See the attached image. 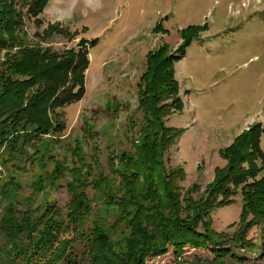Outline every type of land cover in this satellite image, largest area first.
Segmentation results:
<instances>
[{
	"label": "rangeland",
	"instance_id": "obj_1",
	"mask_svg": "<svg viewBox=\"0 0 264 264\" xmlns=\"http://www.w3.org/2000/svg\"><path fill=\"white\" fill-rule=\"evenodd\" d=\"M16 1L24 14L19 45L1 50L0 64L26 45L58 55L76 50V59L82 50L90 63L83 98L60 109L63 131L42 142L34 139L27 145L28 155L17 152L12 158L0 150L4 184L0 218L11 207L23 217L27 208L42 213L46 203L63 208L69 204L67 184L75 177L70 173L58 181L49 177L52 161L43 168L29 159L37 145L41 154L55 155L89 173L78 179L80 190L92 200L95 211L103 209L106 194L98 192L93 181L102 171L110 173V156L118 163L122 152L132 150L138 139L143 117L140 88L148 55L160 49L165 50L164 57L178 53L189 43L182 29L200 26L205 29L188 34L192 37L187 54L175 64L184 108L173 111L167 124L183 132L165 153V163L171 170L186 172V180H178L184 188H179L182 199L191 192L195 200H207L200 228L209 224L219 234L215 240L242 237L246 244L236 250L241 253L237 255L250 264H264V214L258 220L250 211L242 216V186H230L237 193L229 205L221 206L222 181L217 177L219 171L227 173L231 163L222 150L253 125L262 126L264 150V0H49L42 11L37 8L33 13V1ZM245 152L251 163H242L241 170L250 172L255 166V177H262L264 160L249 144ZM114 219L111 215L107 221ZM211 249L208 244L179 253L170 246L147 264H210L215 258Z\"/></svg>",
	"mask_w": 264,
	"mask_h": 264
},
{
	"label": "trees",
	"instance_id": "obj_2",
	"mask_svg": "<svg viewBox=\"0 0 264 264\" xmlns=\"http://www.w3.org/2000/svg\"><path fill=\"white\" fill-rule=\"evenodd\" d=\"M30 1L34 2L30 9L33 13L37 8L42 11L49 0ZM23 15L16 0H0V51L19 45ZM203 29H182L188 45L192 37L188 34ZM188 45H182L173 55L164 57V49L148 55L140 88L139 110L143 117L138 139L132 150L122 152L118 163L110 156V173L102 171L93 181L97 191L106 194L103 209L95 211L92 200L80 190L78 179L89 173L79 166L66 165L55 155L41 154L38 145L34 146L35 153L29 159H36L43 168L52 161L49 177L58 181L73 174L74 180L67 184L71 200L66 208L46 203L42 213L41 209L27 208L21 212L23 217H18L15 207L7 209L0 218V264H147L151 256L167 253L170 246L182 253L186 247L204 249L208 244L215 256L210 264H250L247 258L237 255L241 253L236 250L246 244L242 237L215 240L218 232L209 224L203 222L200 228L202 218H206L207 200H195L191 192L182 199L179 188H184L178 180L185 181L186 172L171 170L165 163V153L183 132L169 126L167 119L173 111L184 108L178 95L181 84L175 64L187 54ZM76 54V50L52 54L40 46L26 45L0 64L3 154L8 151L12 158L17 152L28 155L27 145L34 139L42 142L46 136L63 131L60 109L83 98L85 71L90 63L87 52L79 50L78 59ZM262 135L260 124L239 135L234 144L222 150L231 161L229 171L217 173L222 181L220 205L233 201L237 189L230 191V186H242V216L250 211L257 220L264 216V174L255 177V166L247 172L241 170V164L251 163L244 158L247 144L264 160ZM111 215L115 219L108 223ZM36 232L34 237L31 233ZM229 257L235 262L229 263Z\"/></svg>",
	"mask_w": 264,
	"mask_h": 264
}]
</instances>
